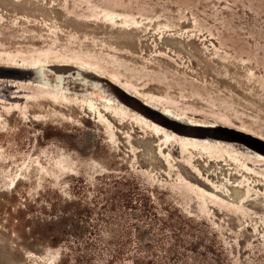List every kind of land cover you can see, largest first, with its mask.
I'll use <instances>...</instances> for the list:
<instances>
[{"label": "rangeland", "instance_id": "rangeland-1", "mask_svg": "<svg viewBox=\"0 0 264 264\" xmlns=\"http://www.w3.org/2000/svg\"><path fill=\"white\" fill-rule=\"evenodd\" d=\"M0 65L36 74L0 78V264H102L167 214L189 219L185 264H264V159L117 93L264 142V0H0Z\"/></svg>", "mask_w": 264, "mask_h": 264}, {"label": "trees", "instance_id": "trees-1", "mask_svg": "<svg viewBox=\"0 0 264 264\" xmlns=\"http://www.w3.org/2000/svg\"><path fill=\"white\" fill-rule=\"evenodd\" d=\"M129 190V187H128ZM124 191V190H123ZM142 196V207L145 216H148L149 208H147V197L144 194ZM119 198L122 200V205L118 209V219L123 222L126 220L125 210L130 205L132 199L126 192L119 191ZM70 202L67 200L66 204ZM111 210L114 212L115 206H112ZM170 221L166 222V218H158L157 227L155 228L156 235L160 237V240L156 244L152 243L150 240L141 239L139 241H131L130 239H125L121 241H106L104 242L108 248V256L102 259V264H171L176 262V264H185L188 256L181 251L180 237L190 236L188 235L191 230L189 225V219L181 215H176L173 217L171 214L166 215ZM131 233V226L126 224L124 226L123 233ZM139 235L142 231L139 230ZM101 242V244H103ZM87 243V241H86ZM186 246L188 244L185 242ZM100 245V244H94ZM190 245V244H189ZM194 247V246H193ZM214 247V241L209 240L208 246H206L208 251H212ZM158 252L159 254H155ZM155 255V256H154ZM158 258V260H153L152 257ZM196 264V262H195Z\"/></svg>", "mask_w": 264, "mask_h": 264}, {"label": "bare ground", "instance_id": "bare-ground-1", "mask_svg": "<svg viewBox=\"0 0 264 264\" xmlns=\"http://www.w3.org/2000/svg\"><path fill=\"white\" fill-rule=\"evenodd\" d=\"M31 70L32 69L30 67L0 65V78L9 77V78H13L14 80L25 79L26 76L23 74L32 75V77H33V75H36V74H35V72L32 73ZM2 83H4V82H0V88H1V86H3ZM2 89H3V87H2ZM0 94H3V91H0ZM111 95H112V93H111ZM111 95H109L111 97L109 100H113V95L112 96ZM116 100L117 99L114 100L115 103H117ZM131 100L135 104L142 105V103H143L146 106H148V104L142 102L141 99L140 100L137 99L138 101H140L141 104H139V102L136 100H133V99H131ZM125 102H126V100H125ZM118 103L120 104L121 102L118 101ZM127 108H125V109H127ZM127 110H128V113L131 114L135 119H138L140 122L150 124L151 126L160 129L167 136H170V135L173 136L171 134V132H172V133L179 135V136H182V137L190 136L188 138H195V139H201V140L202 139L203 140L204 139L220 140V141H223V142H225L231 146H237L239 148H242V149H236V150H237V152H239L240 154H242L244 156L245 155L252 156V157H255L261 161L264 159V152L257 147V144H258L257 141L252 140L254 142V144L253 143L251 144V142L249 143L244 138H241V135H238V137H237V134H239V133H236L231 128L224 127V126H208V125H203V126L196 125V126H194V125H191L192 123L189 121V119L179 117V115H176L170 109H159L158 108V110H156V111L159 112L160 116H157L154 112H151L152 117L157 118L158 121H155V120H153L150 117H147L145 115H141V114L133 111L130 107ZM127 110H125V111L127 112ZM153 110H155V106H154ZM160 120L163 122L159 123ZM202 131H204V132L202 133ZM252 139H254V138H252ZM260 142H263V141H260ZM260 142H259V144H260ZM213 143H214V145L209 146L210 150H220V149L222 150V148H220V147H223V146L226 147L225 144H222L220 142H213Z\"/></svg>", "mask_w": 264, "mask_h": 264}, {"label": "water", "instance_id": "water-1", "mask_svg": "<svg viewBox=\"0 0 264 264\" xmlns=\"http://www.w3.org/2000/svg\"><path fill=\"white\" fill-rule=\"evenodd\" d=\"M117 93H119V95H121V97L128 99L129 102H130V104H131L134 108L138 109V110H139L140 112H142L143 114H146V113L149 112L148 117H150L151 119H153V120H155V121H158L157 118H153V117H152V113H151V112H154L157 116H160L159 112H157V111H155V110H152V109H149V107L146 106V105L143 104V103H142V105L135 104L131 99L136 100V101H138V100H137L136 98H134V97H132V96L126 94V93L123 92L122 90L117 91ZM129 98H130V99H129ZM138 102H139V104H141L140 101H138ZM162 122H163V121H161V120L159 121V123H162ZM176 132H177V131H176ZM203 132H204V131H202V133H203Z\"/></svg>", "mask_w": 264, "mask_h": 264}]
</instances>
